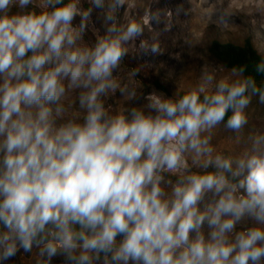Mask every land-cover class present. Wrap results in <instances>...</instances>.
<instances>
[{
  "label": "clouds",
  "instance_id": "obj_1",
  "mask_svg": "<svg viewBox=\"0 0 264 264\" xmlns=\"http://www.w3.org/2000/svg\"><path fill=\"white\" fill-rule=\"evenodd\" d=\"M29 256L264 264V0H0V264Z\"/></svg>",
  "mask_w": 264,
  "mask_h": 264
},
{
  "label": "trees",
  "instance_id": "obj_2",
  "mask_svg": "<svg viewBox=\"0 0 264 264\" xmlns=\"http://www.w3.org/2000/svg\"><path fill=\"white\" fill-rule=\"evenodd\" d=\"M210 52L218 61L228 63L229 65L243 62L247 59H259L250 39L246 41V47L243 48L233 43L215 40L210 47Z\"/></svg>",
  "mask_w": 264,
  "mask_h": 264
},
{
  "label": "rangeland",
  "instance_id": "obj_3",
  "mask_svg": "<svg viewBox=\"0 0 264 264\" xmlns=\"http://www.w3.org/2000/svg\"><path fill=\"white\" fill-rule=\"evenodd\" d=\"M241 32H243V29L241 30ZM239 37H240V34L238 33L236 35V37H234L233 39H235V40L238 41ZM209 39L212 40V41L219 40L220 42H228L227 40H224L223 38L219 37L218 35H213ZM175 40H176V37H172L171 45L170 46L175 47ZM210 56H211V58L217 60L216 58H214L212 56L211 52H210ZM161 59H163L164 61H166L169 66L175 64V61L174 60H168L167 56L162 57ZM167 64L165 63L163 65H159L158 66V70L160 71V76H162V77H166L169 74V72H170V68L167 66ZM153 82L155 83L156 87H158V88L163 87V85L160 83L159 78H155L154 77L153 78ZM33 259H34L33 256L21 257L20 264H32V260Z\"/></svg>",
  "mask_w": 264,
  "mask_h": 264
}]
</instances>
